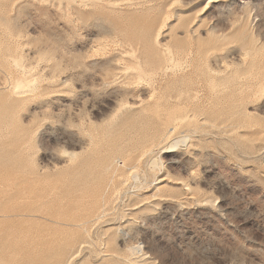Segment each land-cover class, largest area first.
I'll return each instance as SVG.
<instances>
[{
    "label": "rangeland",
    "instance_id": "1",
    "mask_svg": "<svg viewBox=\"0 0 264 264\" xmlns=\"http://www.w3.org/2000/svg\"><path fill=\"white\" fill-rule=\"evenodd\" d=\"M0 264H264V0H0Z\"/></svg>",
    "mask_w": 264,
    "mask_h": 264
},
{
    "label": "bare ground",
    "instance_id": "2",
    "mask_svg": "<svg viewBox=\"0 0 264 264\" xmlns=\"http://www.w3.org/2000/svg\"><path fill=\"white\" fill-rule=\"evenodd\" d=\"M184 139V138H183ZM186 139V138H185ZM179 143H180V141L179 140H177V141H175L174 143H172L170 146H168L167 148L169 149V151H166V152H170V149H174V148H177L178 146H179ZM182 143H184L183 141H182ZM181 144V143H180ZM175 151V150H174ZM155 162V161H154ZM153 162V163H154ZM151 164V163H150ZM156 164V163H155ZM158 164V163H157ZM155 169V168H154Z\"/></svg>",
    "mask_w": 264,
    "mask_h": 264
}]
</instances>
